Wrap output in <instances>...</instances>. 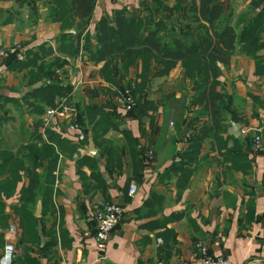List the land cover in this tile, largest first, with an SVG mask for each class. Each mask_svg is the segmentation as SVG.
<instances>
[{
    "label": "crops",
    "instance_id": "0c3cea01",
    "mask_svg": "<svg viewBox=\"0 0 264 264\" xmlns=\"http://www.w3.org/2000/svg\"><path fill=\"white\" fill-rule=\"evenodd\" d=\"M238 1L224 0L226 15L240 35L243 20L250 21V14L257 11L250 7L252 0H243L250 10L246 8V13L238 16L239 7L233 5ZM153 2L95 0L94 13L88 20H72L70 14L59 15L70 11L69 0H0V51L18 43L30 55L44 44L57 50L58 57L67 61L57 75L61 84L72 87L70 103L77 109L76 123L85 134V141L78 144L68 133L66 122L54 120L46 125L44 114L41 116L42 126L35 136L52 145L59 155L52 172L55 181L51 204L44 210L43 199L38 198L35 214L39 202L42 210L41 216L35 217L43 219L38 228L40 243L22 244L23 229L16 211L22 209L18 192L28 185V178L19 182L12 197H0L8 217L3 232L0 230V264L9 242L17 246L14 264H27L26 254L37 264H201L195 248L198 242L207 244L211 254L236 264H264V151L256 153L254 146L247 143L249 137L254 140L257 135L264 139V49L255 59L239 46L229 67L219 66L217 90L228 99L225 131L218 139H205L183 168L174 162L177 153L186 147L184 139L196 134L209 119L199 114L200 108L190 105L192 81L186 77L182 63L164 76L151 77L141 94L149 109L145 115L139 112L130 116L131 112L119 108L116 100L122 85L140 83V60L124 78H115L112 85L101 75L103 63L96 64L83 54L58 53L59 45L70 44L69 38L59 42L62 37L72 35L75 43L81 33L94 36L101 17L123 8L142 14L143 5L147 3L153 9ZM174 2L170 0L168 5L172 7ZM153 10L169 29L189 28L186 9L175 14ZM93 43L95 47L96 42ZM53 57L44 59L51 61ZM26 61L30 65L19 68L0 56V167L6 169L2 183L8 180L11 166L22 161L23 148L34 137L36 116L23 99L44 82H39L42 85L38 88H34L38 83L30 85L31 71H37L40 62L33 65L32 56ZM155 63L150 73H161ZM173 98H183L184 104L174 102L175 106L170 107ZM89 107L114 113L117 128L96 139ZM180 115L183 120L179 122ZM232 122L241 126L239 137L228 132ZM47 130L58 139L49 142ZM123 130L129 132V138ZM90 140L94 142L95 154L89 152ZM137 146L152 150L148 165L137 159ZM81 147L85 152L79 153ZM37 172L45 174L46 166ZM131 185L137 187L134 195L129 194ZM97 199L116 202L124 208L102 259L96 252L92 216V203ZM13 223L19 229L14 234L9 231Z\"/></svg>",
    "mask_w": 264,
    "mask_h": 264
},
{
    "label": "trees",
    "instance_id": "16d2710c",
    "mask_svg": "<svg viewBox=\"0 0 264 264\" xmlns=\"http://www.w3.org/2000/svg\"><path fill=\"white\" fill-rule=\"evenodd\" d=\"M170 0H154L153 5L157 10H162L168 14L180 13L187 10L189 18V28L184 30L180 27L176 30L169 29L167 24L156 17L149 4H144L142 14L129 13L127 9L115 11L112 15L101 17L96 25L95 35L79 34L76 42L72 40V35L62 37L59 42L70 39L69 45L58 46V53L78 56L83 54L90 61L99 64L103 63L101 75L106 81L115 85V78L127 75V70L137 61L142 63V72L138 76L140 83H126L121 90L133 89L135 106L130 116H137L139 112L147 111L149 105L141 94L147 89L151 82V77H159L168 74L182 63L186 69L185 75L192 81L193 96L190 98V105L198 107L199 114L206 116L209 123L201 126L196 134L190 135L185 149L177 153L179 161L175 165L183 168L184 165L199 150L202 142L210 137L216 139L224 133L226 120V106L228 99L223 92L217 90L216 79L221 71L220 67H229L232 57L241 46V51L258 59V53L264 49V42L261 36L264 33V0H252L251 9L256 10L250 14L253 18L250 21L243 20L244 27L237 33L230 19L226 15V5L224 0H175L173 6H169ZM152 5V6H153ZM249 7V8H250ZM70 11L64 10L59 15H68L72 20H88L94 13L95 0H69ZM249 15V17H250ZM96 46L94 47V43ZM50 44L40 46L39 51L31 55L29 50L26 58L18 61L15 57H10L8 64L21 67L30 65L26 61L32 56V64L37 66L32 72L30 85L33 86L41 81L43 85L38 89H32L24 97V102L30 113L35 115L34 137L30 145L23 148V159L16 163L13 160L10 168L9 178L5 182L0 180V197L10 198L16 193L19 182L28 178V185L23 186L18 192L19 202L22 209L17 210L21 218V228L23 229L20 241L40 243L39 225L43 219L35 217V208L38 198L43 199L44 210L51 204L53 195V184L55 181L52 172L56 169L59 155L52 145L45 144L42 138L36 133L42 126L41 116L47 108H57V101L71 102L72 87L61 84L57 71L67 65V61L58 57ZM54 56L51 61L44 58ZM155 61L161 73H150L151 66ZM220 66V67H219ZM120 92H118L119 94ZM8 100V99H5ZM174 102L179 106L182 99L173 98L170 107H174ZM88 115L92 119L94 137L105 136L113 128H117L116 115L112 112H105L103 108L89 107ZM179 122L183 116H178ZM125 136L129 138V132L123 130ZM48 141L58 139L54 133L46 131ZM249 146H254V140L249 137ZM38 142H42L39 147ZM147 149V146H143ZM264 151V147L262 149ZM136 157L140 163H144L141 157L140 147L137 146ZM4 160V159H3ZM6 163V161H3ZM46 166V172L40 175L37 170ZM6 173L5 166L0 167V179ZM1 214L0 224L8 221L4 213V205L0 201ZM45 214V213H43ZM3 245V236L0 234V248ZM16 256V254H15ZM15 256L13 263L15 262ZM27 264H37L35 259L25 255Z\"/></svg>",
    "mask_w": 264,
    "mask_h": 264
},
{
    "label": "built area",
    "instance_id": "2783aa9c",
    "mask_svg": "<svg viewBox=\"0 0 264 264\" xmlns=\"http://www.w3.org/2000/svg\"><path fill=\"white\" fill-rule=\"evenodd\" d=\"M26 52L27 48L18 43L14 46L2 49L0 51V56L4 59L15 57L16 60L23 61L26 58ZM132 84H134V82ZM132 91L133 89L131 88L125 89L116 100L117 106L126 110L127 112H131L136 103ZM77 115V109L70 102L64 100L60 102V105L57 108L48 109L43 115V120L46 125L54 120L58 122H66L68 133L75 137V141L78 144H81L85 141V134L76 123ZM171 126H173L172 123ZM189 138L190 135L188 134L184 139L185 145L188 143ZM263 147L264 139L261 135H257L254 138L255 152L259 153ZM81 152H85L83 147L79 149V153ZM140 153L144 160V164L148 165L150 160L153 158L152 150L144 149L143 146H140ZM75 158H77V154L75 155ZM177 161H179V158H177ZM136 191L137 187L135 185H131L129 194L134 195ZM123 214L124 208L119 203L108 202L103 199H97L94 203H92V216L95 222L94 237L96 242V252L98 253L99 258H103V252L106 249L109 237L112 232L120 225ZM18 230V226L15 223L9 226V231L12 234L17 233ZM215 245L218 246L219 243H216ZM195 248L201 264H236L229 258L211 254L210 247L204 242L196 243ZM16 252V244L11 242L7 243L5 245L1 264H12ZM157 264L163 263L159 262Z\"/></svg>",
    "mask_w": 264,
    "mask_h": 264
},
{
    "label": "water",
    "instance_id": "95a60500",
    "mask_svg": "<svg viewBox=\"0 0 264 264\" xmlns=\"http://www.w3.org/2000/svg\"><path fill=\"white\" fill-rule=\"evenodd\" d=\"M42 85V83H38L37 85L34 86V88H38ZM230 133V135L234 136V137H239L241 135V126L235 122H232V127L229 129L228 131ZM89 152L91 154H95L96 148L94 146V142L93 140H90V149ZM41 210H42V204L41 202L38 203L37 209H36V214L35 216L37 218H39L41 216Z\"/></svg>",
    "mask_w": 264,
    "mask_h": 264
},
{
    "label": "rangeland",
    "instance_id": "374dc122",
    "mask_svg": "<svg viewBox=\"0 0 264 264\" xmlns=\"http://www.w3.org/2000/svg\"><path fill=\"white\" fill-rule=\"evenodd\" d=\"M239 2V4H236V3H234L233 5H238V10L236 11L237 13H238V16L241 14V13H243L244 11H247L246 10V8H247V6H246V4H244V2H243V0H242V2H241V0L240 1H238ZM153 9H155V6L153 5ZM152 9V11L154 12V10ZM248 10H250V8H247ZM239 11V12H238ZM155 13V12H154ZM244 13H246V12H244ZM155 15L157 16V13H155ZM243 15H245V14H243ZM164 87V86H163ZM167 88H169L170 90H172L170 87H167ZM62 102V101H61ZM1 214H3L1 211H0V215ZM0 218H1V216H0ZM3 226H5V224L4 223H1L0 224V230H1V232H3L2 230L5 228H3Z\"/></svg>",
    "mask_w": 264,
    "mask_h": 264
}]
</instances>
